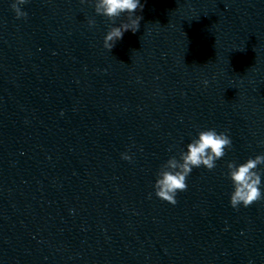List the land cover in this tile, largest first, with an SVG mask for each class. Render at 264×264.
<instances>
[{
  "label": "clouds",
  "instance_id": "clouds-1",
  "mask_svg": "<svg viewBox=\"0 0 264 264\" xmlns=\"http://www.w3.org/2000/svg\"><path fill=\"white\" fill-rule=\"evenodd\" d=\"M81 3H90L98 16H103L115 24L122 15H126V22L119 26H112L103 39V47L111 51L117 41L123 38L127 31L136 33L140 28L142 16L136 15L137 10L143 11L144 5L140 0H80ZM28 0H12L11 8L17 19H26L28 13L21 6ZM89 28L96 25L95 18H88ZM207 84V81L204 82ZM232 139L227 131L218 132L214 128L200 130L197 136L186 145V150H180L178 155L167 159L156 173L153 184L154 194L157 198L171 205L177 203V194L188 189L187 178L194 168L204 167L209 171L216 168V162L226 155V150H231ZM171 150V149H170ZM121 158L132 161L128 152L121 153ZM264 165V153L249 157L243 163L236 161L227 162V178L233 185L230 194V206L238 209L241 205L245 208L264 199L262 193V174L260 166ZM152 193L149 194L151 198Z\"/></svg>",
  "mask_w": 264,
  "mask_h": 264
}]
</instances>
